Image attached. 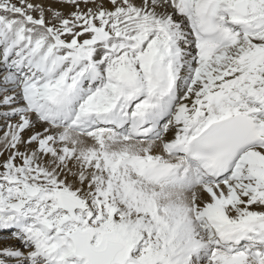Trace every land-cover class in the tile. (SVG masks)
<instances>
[{
	"label": "snow or ice",
	"instance_id": "obj_1",
	"mask_svg": "<svg viewBox=\"0 0 264 264\" xmlns=\"http://www.w3.org/2000/svg\"><path fill=\"white\" fill-rule=\"evenodd\" d=\"M0 264H264V0H0Z\"/></svg>",
	"mask_w": 264,
	"mask_h": 264
}]
</instances>
